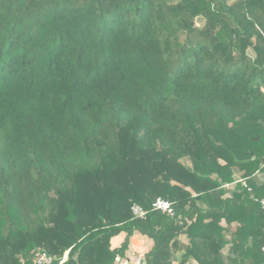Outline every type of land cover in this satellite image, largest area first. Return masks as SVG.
<instances>
[{
  "label": "trees",
  "instance_id": "obj_1",
  "mask_svg": "<svg viewBox=\"0 0 264 264\" xmlns=\"http://www.w3.org/2000/svg\"><path fill=\"white\" fill-rule=\"evenodd\" d=\"M262 175L264 0H0V264H264Z\"/></svg>",
  "mask_w": 264,
  "mask_h": 264
},
{
  "label": "built area",
  "instance_id": "obj_2",
  "mask_svg": "<svg viewBox=\"0 0 264 264\" xmlns=\"http://www.w3.org/2000/svg\"><path fill=\"white\" fill-rule=\"evenodd\" d=\"M240 182L244 185V182L242 180H240ZM261 203V207L264 211V198L260 201ZM153 209H155L156 211H160L161 213L168 215V216H173L174 215V211L173 208L171 206V204L168 201H165L161 198H157L154 203H153ZM131 212L132 215L138 218H143L146 214V212L138 205H133L131 207ZM65 258H63L59 264H62L64 262ZM128 259H123L119 256H117L115 258V262L116 264H144L143 262V257L139 256L138 258L134 259L131 261ZM35 263L36 264H51L52 263V257L47 255L46 253H41L38 252L35 255Z\"/></svg>",
  "mask_w": 264,
  "mask_h": 264
},
{
  "label": "rangeland",
  "instance_id": "obj_3",
  "mask_svg": "<svg viewBox=\"0 0 264 264\" xmlns=\"http://www.w3.org/2000/svg\"><path fill=\"white\" fill-rule=\"evenodd\" d=\"M121 235L124 236V234H121ZM132 239H134L133 242H132ZM182 239L185 240L184 238H182ZM131 242H132V244H131ZM130 244H131V247H130ZM148 249L149 248H148L147 243H144V241L139 236H137V234L135 236L133 235L129 240V249H128V252H127L125 258L132 261V260L138 258L139 256L144 257V255ZM66 257H67V254H65L63 258H66ZM125 258H123V259H125ZM131 261H130V263H131ZM115 264H116V262H115ZM190 264H195V263H190Z\"/></svg>",
  "mask_w": 264,
  "mask_h": 264
},
{
  "label": "crops",
  "instance_id": "obj_4",
  "mask_svg": "<svg viewBox=\"0 0 264 264\" xmlns=\"http://www.w3.org/2000/svg\"><path fill=\"white\" fill-rule=\"evenodd\" d=\"M261 174H258V176H260ZM261 178H264V175H262L261 176ZM136 235V234H135ZM134 235V236H135ZM137 236H139L143 241H144V243H147V245H148V248H150L149 246H150V242L145 238V237H142V236H140V235H138L137 234ZM123 238H124V236L123 235H119V236H117V237H114V238H112L111 239V247L112 248H116V247H119V245H120V243L122 242V240H123ZM135 239V238H134ZM134 239H132V242H133V240ZM132 242H131V244H132ZM131 244H130V247H131ZM148 251V250H147ZM146 251V252H147Z\"/></svg>",
  "mask_w": 264,
  "mask_h": 264
}]
</instances>
